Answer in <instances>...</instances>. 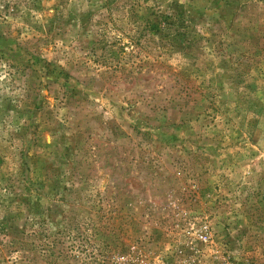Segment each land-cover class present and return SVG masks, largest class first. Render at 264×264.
I'll list each match as a JSON object with an SVG mask.
<instances>
[{"label": "rangeland", "instance_id": "1", "mask_svg": "<svg viewBox=\"0 0 264 264\" xmlns=\"http://www.w3.org/2000/svg\"><path fill=\"white\" fill-rule=\"evenodd\" d=\"M0 264H264V0H0Z\"/></svg>", "mask_w": 264, "mask_h": 264}, {"label": "built area", "instance_id": "2", "mask_svg": "<svg viewBox=\"0 0 264 264\" xmlns=\"http://www.w3.org/2000/svg\"><path fill=\"white\" fill-rule=\"evenodd\" d=\"M204 229H205L204 231L206 232V229H207V228H204ZM200 239H202L203 241H207V240H209L210 238H209V235L204 234V235H201V236H200Z\"/></svg>", "mask_w": 264, "mask_h": 264}]
</instances>
